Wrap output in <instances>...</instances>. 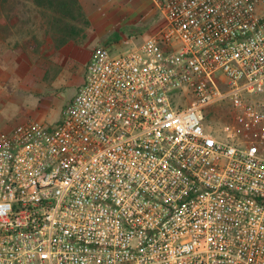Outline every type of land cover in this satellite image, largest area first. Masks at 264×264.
<instances>
[{"label":"built area","instance_id":"obj_1","mask_svg":"<svg viewBox=\"0 0 264 264\" xmlns=\"http://www.w3.org/2000/svg\"><path fill=\"white\" fill-rule=\"evenodd\" d=\"M153 2L60 121L0 130V264H264V0Z\"/></svg>","mask_w":264,"mask_h":264},{"label":"rangeland","instance_id":"obj_2","mask_svg":"<svg viewBox=\"0 0 264 264\" xmlns=\"http://www.w3.org/2000/svg\"><path fill=\"white\" fill-rule=\"evenodd\" d=\"M120 2L106 4L105 15L117 11L114 4ZM92 11L86 12L89 23L94 24L90 34L83 39L81 32L87 23H75L80 33L69 41H79L71 46V53L66 49L59 58L55 50L69 41L61 43V34L45 22L44 11L32 0H7L0 17V130L7 131L33 119L50 125L60 121L64 108L84 81L87 58L93 49L106 45L114 55L129 50L117 41L136 30L137 25L112 23L103 34L102 28L95 24L97 13ZM100 11L99 17L105 18ZM8 46L13 52L5 51ZM207 114L208 122L217 126L232 118L228 103L210 106Z\"/></svg>","mask_w":264,"mask_h":264},{"label":"crops","instance_id":"obj_3","mask_svg":"<svg viewBox=\"0 0 264 264\" xmlns=\"http://www.w3.org/2000/svg\"><path fill=\"white\" fill-rule=\"evenodd\" d=\"M80 1L82 5L84 6V9L86 12L90 10L92 11V9H94L95 7V10L92 11L93 13L95 12L97 13L95 24L102 28L101 32L103 34H104L105 29L112 23H117V25H122V23L130 24L131 26L137 25L136 30L134 31L132 30V32H130L128 36L123 35L122 36L123 38H121L122 40L120 39L117 41L118 43L119 42L123 43L125 38L133 36V35H136L139 41H143L144 39L152 35H155L165 23L163 12L153 2V0H123V1L121 0L120 3L114 4L116 5L117 11H115L112 15L108 14L109 16L107 14L105 15V11L103 10L107 8L106 4L109 3L111 6L114 0H80ZM114 5H113V8H115ZM100 9L104 12L102 13V16H104L105 18L99 17L101 15V14L98 15V13L101 12ZM11 24L16 25L18 23H11ZM93 25H94L93 23H87L86 26L84 25L85 29H83V31L81 32L82 34L81 36L83 39L86 38V36L90 34V29L93 28ZM102 33H100L101 37H102ZM78 41H69L63 46H60L58 50H55V52L57 53L56 54L57 57L60 58V53L62 54V52H64V50L66 49L68 50L69 53H71L72 52L71 46L74 44H77ZM105 43L107 44L108 42H105ZM5 51L13 52V49L12 47L8 46V48L5 49ZM90 55L87 58V64L90 61ZM85 73H86V70H85ZM14 126L16 125H13L12 128ZM12 128L10 127L9 129L11 130Z\"/></svg>","mask_w":264,"mask_h":264},{"label":"trees","instance_id":"obj_4","mask_svg":"<svg viewBox=\"0 0 264 264\" xmlns=\"http://www.w3.org/2000/svg\"><path fill=\"white\" fill-rule=\"evenodd\" d=\"M34 5L42 9L45 22L49 28L61 35V43H66L70 38L79 35V29L75 23H89L86 11L80 0H32ZM7 0H0V17L5 10ZM223 102L220 106L225 105ZM219 105V104H218Z\"/></svg>","mask_w":264,"mask_h":264}]
</instances>
